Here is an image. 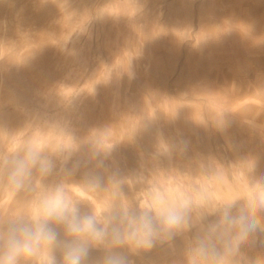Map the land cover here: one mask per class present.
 I'll list each match as a JSON object with an SVG mask.
<instances>
[{"label":"rangeland","instance_id":"1","mask_svg":"<svg viewBox=\"0 0 264 264\" xmlns=\"http://www.w3.org/2000/svg\"><path fill=\"white\" fill-rule=\"evenodd\" d=\"M29 150L50 169L17 187L5 161ZM57 201L131 264H210L197 246L219 210L254 206L223 264H264V0H0V253L10 222ZM181 206L187 225L156 218ZM145 212L150 248L127 238ZM39 251L64 261L42 244L17 264Z\"/></svg>","mask_w":264,"mask_h":264},{"label":"clouds","instance_id":"2","mask_svg":"<svg viewBox=\"0 0 264 264\" xmlns=\"http://www.w3.org/2000/svg\"><path fill=\"white\" fill-rule=\"evenodd\" d=\"M37 162H40L41 171L50 169V164L41 161L31 150L28 152L27 161H5L13 164L9 173L11 182L21 187L30 174L28 164L35 165ZM185 207H169L158 212L156 218L168 228L187 225ZM233 207L234 205L230 204L220 209V219L208 226L204 239L198 240L197 251L210 264H223L224 255L238 250L261 224L255 215L254 206L240 208L235 215L232 213ZM51 221L62 224L66 236L71 239H60L59 232L51 226ZM107 234V228L99 226L92 215H81L78 208L70 207L62 201L53 202L46 206L42 218L21 219L7 225L0 264H17L21 256L34 255L42 244L53 249H62L65 264H84L90 254L89 240L100 241ZM111 235L115 244L124 242L125 238L119 228H113ZM154 235L153 217L145 212L133 218L127 238L134 241L137 247L150 248ZM217 242L223 251L217 248ZM48 264H56L55 255L49 257ZM104 264H131V261L120 253H111L105 257Z\"/></svg>","mask_w":264,"mask_h":264},{"label":"crops","instance_id":"3","mask_svg":"<svg viewBox=\"0 0 264 264\" xmlns=\"http://www.w3.org/2000/svg\"><path fill=\"white\" fill-rule=\"evenodd\" d=\"M55 224H57L55 221L52 222V227H54ZM59 238L71 239V237L66 236L65 232L62 234L59 233ZM108 238L109 236L107 234L100 241L89 240L90 254L87 260L84 262V264H104V259L108 255ZM55 249H60V248H55ZM48 259L49 256L45 252L39 251V264H48ZM62 263L65 264L64 261Z\"/></svg>","mask_w":264,"mask_h":264},{"label":"bare ground","instance_id":"4","mask_svg":"<svg viewBox=\"0 0 264 264\" xmlns=\"http://www.w3.org/2000/svg\"><path fill=\"white\" fill-rule=\"evenodd\" d=\"M134 133V132H133ZM134 136H135V134H134ZM209 165H210V163H209ZM84 186V185H83ZM66 187H67V185H66ZM69 187V186H68ZM72 187V186H71ZM99 187V186H98ZM98 189V188H97ZM86 190H87V188H86ZM84 191H85V189H84ZM106 191H108V190H106ZM79 193V192H78ZM83 193V192H82ZM100 193V192H99ZM105 194V193H104ZM107 194V193H106ZM105 194V195H106ZM109 194H111V193H109ZM242 198V197H241ZM240 198V199H241ZM79 199V198H78ZM100 201V200H99ZM64 203H66V202H64ZM69 206V205H68ZM79 208V207H78ZM86 209V208H85ZM84 208H83V210H85ZM89 211V210H88ZM92 211V210H91ZM206 211V210H205ZM211 212V211H210ZM88 213V212H87ZM206 214V213H205ZM206 216V215H205ZM207 217V216H206ZM210 224V223H209ZM54 228H56L57 229V231L60 233V234H62V233H64L65 232V229H64V226L62 225V224H55V226H54ZM112 229V228H111ZM158 234V233H157ZM155 237V236H154ZM106 243V242H105ZM155 243V242H154ZM253 243V242H252ZM160 250V249H159ZM161 251H163V250H161ZM170 252V251H169ZM116 253V252H115ZM162 253V252H161ZM161 253H159V254H161ZM156 254V253H155ZM164 254V253H163ZM157 255V254H156ZM162 255V254H161ZM164 255H166V254H164ZM164 255H163V257H164ZM159 257V256H158ZM63 264V263H62Z\"/></svg>","mask_w":264,"mask_h":264}]
</instances>
